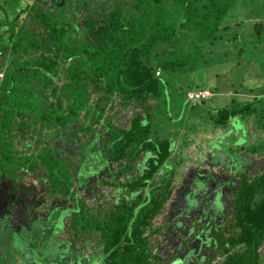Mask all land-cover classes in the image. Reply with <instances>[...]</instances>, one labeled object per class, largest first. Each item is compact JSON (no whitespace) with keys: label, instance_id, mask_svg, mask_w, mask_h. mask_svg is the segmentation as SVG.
Returning <instances> with one entry per match:
<instances>
[{"label":"trees","instance_id":"1","mask_svg":"<svg viewBox=\"0 0 264 264\" xmlns=\"http://www.w3.org/2000/svg\"><path fill=\"white\" fill-rule=\"evenodd\" d=\"M41 1L54 4V11L44 12L40 7L39 13L33 12L31 27L21 24V31L9 37V47L0 39V50L9 49L11 58L0 83V167L10 175L25 166L45 171L49 194L71 202L56 219L61 222L69 216L71 232L84 245L83 236L99 234L104 264H152L157 258L149 251L143 232L152 228V220L171 194L173 166L168 162L176 142L171 137L182 134L181 130L167 131V126L174 123L190 129L186 116L203 112L211 115L218 128L231 126L242 132V120L257 111L264 126L261 97L231 101L213 110L201 109L205 104L209 107L212 96L188 98L190 92H216L204 86L213 66L240 64L245 47L224 61L205 57L217 41L224 44L222 37L230 23L236 24L229 18L235 4L256 0H78L85 15L80 21L73 12L67 17L61 7L69 0ZM172 94L180 100L175 115L169 106ZM51 96L56 99L54 105L49 102ZM149 100L154 104L147 105ZM115 105L142 109L116 124L110 113ZM12 121L22 128L21 140L30 139L28 143L34 146L32 152L24 149L28 156H12L16 138L11 133L14 128L9 127ZM59 140L74 152L78 151L76 143H84L78 146L82 154L76 173L79 181L106 166L97 163L101 155L110 159L107 171L111 176L102 183L117 187L119 195L103 219L92 215L93 209L78 198L73 162L67 165ZM183 141L186 144L185 136ZM242 143L246 144L244 136L232 140L234 146ZM261 150L264 141L251 149L253 154ZM57 153L63 154L57 157ZM161 168L167 170L163 185L144 193ZM238 176L231 221L211 238L219 256L214 264L264 262V169L253 178L246 173ZM208 246L206 239L201 249Z\"/></svg>","mask_w":264,"mask_h":264},{"label":"rangeland","instance_id":"2","mask_svg":"<svg viewBox=\"0 0 264 264\" xmlns=\"http://www.w3.org/2000/svg\"><path fill=\"white\" fill-rule=\"evenodd\" d=\"M0 1L6 2L2 3L6 9V19L20 22L26 28L31 25L32 12L39 13L36 4L28 11L25 10L35 0H17L19 2L14 6L12 3L16 0ZM77 2L78 0H69L61 7L66 10L67 17L73 12L80 21L84 11L77 6ZM41 5L44 12L54 11L51 4ZM230 15L229 18L236 24L233 26L230 23V29L222 37L224 44L223 41H217L212 52L211 47L207 50L205 58L224 61L236 56L241 47H245V51L239 58L240 64L230 67L223 64L221 68L215 65L208 71L204 86L206 84L208 89L216 92L213 95L204 93L206 97L212 96V100L209 107L205 104L201 109L213 110L212 108L229 105L231 101H236V104L254 98L264 99V0L238 2ZM9 34V30L2 31L0 28L2 40L1 35ZM233 36L235 40H232ZM202 61L203 59L199 61V66H202ZM4 67L5 65L2 66ZM60 81L64 83L65 79L60 78ZM55 100L53 96L49 98L52 105ZM179 101L172 94L169 106L174 115L179 113L176 106ZM151 104H154L153 100H149L147 105ZM140 109L142 108L134 107L127 110L115 105L110 113L117 124L124 123L133 113L141 111ZM258 112L254 113L256 116L249 115L242 120V132L231 126L218 128L210 120L211 115L207 117L203 112L186 116L185 120L190 129L184 130L179 125H173L174 123L167 126V131L181 130L182 134L171 137L173 142L176 140L168 162L173 166L169 179L171 194L164 202L163 209L152 220V228H145L143 232V237L148 240L149 251L157 258L152 260V264H214L218 261L219 256L212 249L211 238H214L216 230L227 229L231 221V202L239 184L238 175L246 173L249 178H253L264 169V151L255 154L251 151L264 141L263 121ZM123 115L124 119L120 121ZM184 136L186 144H183ZM240 136H244L246 144L234 146L233 138ZM28 142L27 140L26 143ZM65 145L66 142L58 141V148ZM80 145L84 143H76L74 146L78 149L77 152L68 147L63 149L67 165L70 166L73 162L71 171L74 190L78 198L93 209L92 215L103 219L110 211L115 197L119 195L117 187L102 183L103 178L108 179L111 176L107 171L111 162L109 158L101 155L97 163L105 162L106 166L98 174L92 172L95 175L79 181L76 173L82 158L81 149L78 148ZM60 154L63 153H57V157ZM141 158L138 160L139 164ZM36 172H23V176L15 181L0 174V264H104L105 255L100 247L99 234L83 236L86 241L84 245L71 232L69 216H64L61 222L56 219L58 215H53L54 212L60 213L69 209L71 202L67 197L58 194L51 196L49 191L43 189L45 183L41 180V174L45 175V171ZM166 172V169L161 168L155 182L147 186L144 193L162 186ZM17 185L21 188H17ZM216 194H219V198L214 200ZM214 202L220 207L214 209ZM206 239L210 246L201 249ZM30 242L33 244H29Z\"/></svg>","mask_w":264,"mask_h":264},{"label":"flooded vegetation","instance_id":"3","mask_svg":"<svg viewBox=\"0 0 264 264\" xmlns=\"http://www.w3.org/2000/svg\"><path fill=\"white\" fill-rule=\"evenodd\" d=\"M18 1H15V3H14V5H16V3H17ZM36 2V3H35ZM2 3H5V2H1L0 1V7L1 8H3V9H5V7H4V5H2ZM33 4H36L38 7H37V9H39L40 7H42V5L41 4H44V5H46L44 2H41V0H35L34 2H32L30 5H27V7H26V9L25 10H27L28 11V9L33 5ZM52 6L54 7L55 5L54 4H52ZM6 10V9H5ZM30 12H32L31 10H30ZM33 13V12H32ZM3 15H2V13L0 14V23H3ZM21 23L20 22H17V21H15V28H13V27H8V26H4V27H1V29H2V31H6V30H9L10 31V34L9 35H1V36H3V40L1 39V41H2V43L4 44V47H9V45H10V41H9V37L13 34H16V33H18L19 31H21ZM6 28V29H5ZM6 45V46H5ZM8 52H9V49H4L3 51H1V56H3L4 57V62H5V69H6V66H8V63L10 62V60L9 59H11V58H8ZM4 68H1V70H2V77L0 78V83L2 82V80H3V78H4V73L5 72H3V70H4ZM5 96V95H4ZM3 96V97H4ZM0 113H2V111L0 110ZM2 117V115L0 114V118ZM14 120V119H13ZM9 127H13L14 128V131L12 130L11 131V133L13 132V133H15V135H16V138H14L13 139V145H14V149H15V153H13V155H15V157H22V155H27L28 156V153H26L25 151H24V149H26L27 151L29 150V149H31V152H32V150L34 149V146L33 145H31V143H26V141L28 140L29 142H31V140L30 139H26V140H21V138H22V128L20 127V125H17V124H15L13 121L10 123V125H9ZM12 128V129H13ZM28 135H32V133H29ZM4 137H5V140H6V138H7V134L5 133L4 134ZM29 137V136H28ZM27 137V138H28ZM9 138H11V137H9ZM8 138V139H9ZM25 142V143H24ZM17 144H20L19 146L17 145ZM30 146V147H29ZM33 147V148H32ZM32 155V154H31ZM18 171H21L20 173H17ZM38 171V170H37ZM23 172L24 173H27V172H33V173H37L36 172V170L35 171H31L27 166H25L24 168H21V169H19V170H16L12 175H10L9 174V171L7 170V169H2L1 167H0V174L2 173V175L3 176H5V178L6 179H11V180H13V181H15V180H17V179H20L22 176H23ZM41 176H42V178H41V180L45 183L44 185V187H43V189L44 190H47V192H48V189H47V185L48 184H46V179H45V175H43V174H41ZM40 178V177H39ZM17 184V183H16ZM5 187V186H4ZM16 187V186H15ZM17 188H21V186L20 185H17ZM6 189V188H5ZM8 191V190H7ZM9 192V191H8ZM3 208V207H2ZM1 208V209H2ZM58 215L59 214V212L58 213H55L54 212V214L53 215ZM50 215V214H49ZM52 216V215H51ZM43 224H45V223H43ZM46 236H48V237H50V234H47L46 233ZM62 250H64V249H62Z\"/></svg>","mask_w":264,"mask_h":264},{"label":"water","instance_id":"4","mask_svg":"<svg viewBox=\"0 0 264 264\" xmlns=\"http://www.w3.org/2000/svg\"><path fill=\"white\" fill-rule=\"evenodd\" d=\"M17 1V0H16ZM19 2V1H18ZM6 3V2H5ZM14 3H15V1L12 3L13 4V6H14ZM0 12L3 14V23H0V28L1 27H4V26H8V27H12L13 25H15V21L14 20H12L13 22H10V21H8L7 19H6V10L5 9H3V8H1L0 7ZM13 28H15V26L13 27ZM1 39V38H0ZM1 51V50H0ZM4 57L3 56H1L0 55V72H2V70H1V68H2V66L3 65H5V62H4ZM4 71V70H3ZM220 203V202H219ZM214 209H217V208H219L220 206H217L216 204H213V206H212ZM29 244H33V242H30ZM58 250V249H57ZM58 251H60V250H58ZM53 254H54V251L52 252ZM60 257H61V255H60Z\"/></svg>","mask_w":264,"mask_h":264},{"label":"built area","instance_id":"5","mask_svg":"<svg viewBox=\"0 0 264 264\" xmlns=\"http://www.w3.org/2000/svg\"><path fill=\"white\" fill-rule=\"evenodd\" d=\"M1 54V52H0ZM159 72H157V75ZM2 77V73L0 72V78ZM204 93H207L209 95V92L207 91H202V92H190L188 93V98H192V100L199 99V98H208L204 95Z\"/></svg>","mask_w":264,"mask_h":264}]
</instances>
